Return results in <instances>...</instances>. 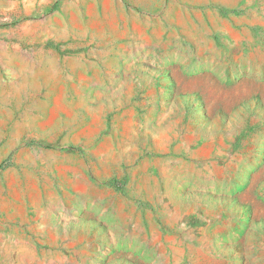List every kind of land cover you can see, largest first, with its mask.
I'll return each instance as SVG.
<instances>
[{"label":"rangeland","instance_id":"obj_1","mask_svg":"<svg viewBox=\"0 0 264 264\" xmlns=\"http://www.w3.org/2000/svg\"><path fill=\"white\" fill-rule=\"evenodd\" d=\"M0 41L44 74L0 264H264V0H0Z\"/></svg>","mask_w":264,"mask_h":264},{"label":"crops","instance_id":"obj_2","mask_svg":"<svg viewBox=\"0 0 264 264\" xmlns=\"http://www.w3.org/2000/svg\"><path fill=\"white\" fill-rule=\"evenodd\" d=\"M24 45L21 41H0V159L24 142L30 129L29 114L36 112L28 104L35 95L31 87L39 83V90L42 88V58L28 56Z\"/></svg>","mask_w":264,"mask_h":264}]
</instances>
